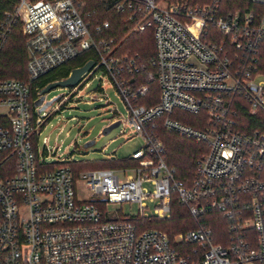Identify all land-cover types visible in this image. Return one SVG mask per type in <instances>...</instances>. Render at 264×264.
Instances as JSON below:
<instances>
[{
    "label": "built area",
    "instance_id": "built-area-1",
    "mask_svg": "<svg viewBox=\"0 0 264 264\" xmlns=\"http://www.w3.org/2000/svg\"><path fill=\"white\" fill-rule=\"evenodd\" d=\"M110 1L127 35L152 31V105L138 103L148 91L135 77L138 55H111L110 22L96 23L95 8L17 0L29 80L0 79V264L264 263V0ZM9 32L0 26V50ZM84 51L94 63L78 84L101 71L115 88L127 107L119 124L144 141L129 157L135 166L74 171L76 161L58 156L63 164L45 168L52 150L38 139L47 114L31 82ZM158 126L203 145L188 184L167 165ZM173 194L196 227L170 237L145 223L170 217ZM211 212L228 220L226 246L201 219Z\"/></svg>",
    "mask_w": 264,
    "mask_h": 264
},
{
    "label": "trees",
    "instance_id": "trees-1",
    "mask_svg": "<svg viewBox=\"0 0 264 264\" xmlns=\"http://www.w3.org/2000/svg\"><path fill=\"white\" fill-rule=\"evenodd\" d=\"M81 1H85L87 3L88 9H96L97 12L92 15V18L96 23L103 22L105 20L110 22L111 27L105 31L104 36L107 38H115V47H112L111 55H138L143 71L136 74L135 77L138 83L148 85L147 93L139 97L138 103L145 105H152L156 103L159 97L158 86L155 81L147 80V74L153 71L150 66V61L154 56V44L151 29L127 35L126 25L123 23L124 15L117 13L113 9V4L110 0ZM191 1L197 2L198 0ZM230 1L241 3V0ZM16 5L17 0H0V26H8L10 29L7 38L3 43V47L0 50V79L14 78L22 81H28L29 78L26 69L27 50L25 38L21 33V22L15 18ZM233 7L235 6H230V8ZM90 55V52H82L74 60L50 70L37 80L31 82V87L33 89L37 87L42 89L47 83L67 77L73 68L84 64ZM260 59V72L264 74V46L261 49ZM176 114L179 113L176 111L173 113V116H176ZM246 120H249V118H246ZM188 122L190 123V121ZM250 128H252L251 125L242 129L249 130ZM157 132L159 139L165 146L166 163L173 169L175 179L188 184L193 175L195 159L201 153L203 145L179 137L176 134L169 133L161 126H158ZM61 164L63 163L55 162L47 165L45 168L54 169L56 166ZM87 164L85 163L84 165L81 162H76L72 164V168L74 171H79L81 169L93 167H87ZM136 164V161L130 158L123 160L109 159L98 163L93 168H114L122 165L135 166ZM170 206L171 215L168 219H150L147 223H145L146 227L160 229L167 233L170 237L179 232L191 230L196 227V223L190 216L188 208L178 203L175 194L172 195ZM201 219L205 220L207 222V226L211 228L213 241L217 244L226 246L229 241L228 220L217 212L206 214Z\"/></svg>",
    "mask_w": 264,
    "mask_h": 264
},
{
    "label": "rangeland",
    "instance_id": "rangeland-1",
    "mask_svg": "<svg viewBox=\"0 0 264 264\" xmlns=\"http://www.w3.org/2000/svg\"><path fill=\"white\" fill-rule=\"evenodd\" d=\"M102 79L104 92L100 90ZM63 96L65 98L61 100ZM56 97L42 111L47 117L41 128L38 147L42 150L47 145L52 150L46 162L59 161V156L94 167L109 159H127L143 147L142 137L132 133L123 122L107 134L102 133L113 119L125 121L127 107L109 80L103 78L101 71L92 74L87 85L56 86L45 94L47 101ZM105 98L108 103L104 102ZM89 142L92 143L85 146ZM106 208L109 211L121 209L124 214L129 212L128 204L110 203ZM132 211H135V206Z\"/></svg>",
    "mask_w": 264,
    "mask_h": 264
},
{
    "label": "water",
    "instance_id": "water-1",
    "mask_svg": "<svg viewBox=\"0 0 264 264\" xmlns=\"http://www.w3.org/2000/svg\"><path fill=\"white\" fill-rule=\"evenodd\" d=\"M93 60H89L86 63H84L82 66H78L73 68L67 77L59 79V80H55L52 81L50 83H47L41 90H40V97L35 100L34 105L35 106H39V111H43L45 108H47L53 101H55L57 99L53 98L52 100L49 101H45V94L55 88L56 86H75L78 84L81 76L83 74H85L86 72H88L90 70V68L93 66ZM119 125V121H114L112 123H110L108 126L104 127L102 130L103 134H107L111 129L117 127ZM92 142L87 143L85 146L90 145Z\"/></svg>",
    "mask_w": 264,
    "mask_h": 264
}]
</instances>
